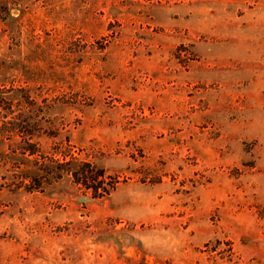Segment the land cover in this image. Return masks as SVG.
<instances>
[{"label": "rangeland", "instance_id": "374dc122", "mask_svg": "<svg viewBox=\"0 0 264 264\" xmlns=\"http://www.w3.org/2000/svg\"><path fill=\"white\" fill-rule=\"evenodd\" d=\"M0 96V264H264V0H0Z\"/></svg>", "mask_w": 264, "mask_h": 264}, {"label": "trees", "instance_id": "16d2710c", "mask_svg": "<svg viewBox=\"0 0 264 264\" xmlns=\"http://www.w3.org/2000/svg\"><path fill=\"white\" fill-rule=\"evenodd\" d=\"M1 102H5V99H3V97L0 96V108L3 107V104ZM5 115L0 111V117H4ZM7 121H2V123L0 124V129H4L6 130L7 128H10L8 125H6ZM16 124L15 126H20L22 127V125H20L19 122L14 123ZM20 141H23L20 140ZM26 142V144H31L34 145L33 142L29 141V140H24ZM22 150L19 151V157H18V165L23 164L24 160H26L28 157V155H33V164H34V168H36V170H40L43 167L48 166V164L50 163H56L57 165H68L70 162H74L76 160V157L73 156L72 154L69 155V158L64 160L65 155L62 154L61 158L58 157H54V156H49V157H45V156H39L37 155V149L35 148H26L25 146L21 145ZM59 159H63V161H60ZM85 166H78L75 168V170H71L70 168L66 167L65 169H58V170H53V169H46V172H49V174H52V177H59L61 176L63 170L64 172L70 171L71 174L73 175V177L75 178V180L78 182L80 181L84 187L88 188L89 186H91V188L93 189L94 195L97 196H101L103 194L108 193L109 189L108 188H102V191L97 192L96 191V187L98 185H89V181L91 180H95L97 179L98 176H102L103 171L102 169H95L94 166L92 164H90L89 162H85L84 163ZM51 172V173H50ZM27 175H21L19 182L23 183L24 179L26 178ZM40 172L35 173V174H30L29 178L34 179L37 183L36 185L30 186L29 189H36L38 188L40 185ZM112 187V185H111Z\"/></svg>", "mask_w": 264, "mask_h": 264}]
</instances>
